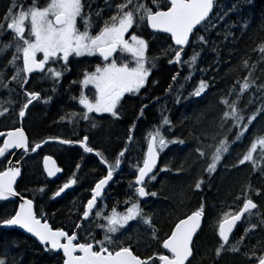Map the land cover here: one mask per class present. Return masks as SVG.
Segmentation results:
<instances>
[{
    "label": "trees",
    "instance_id": "trees-1",
    "mask_svg": "<svg viewBox=\"0 0 264 264\" xmlns=\"http://www.w3.org/2000/svg\"><path fill=\"white\" fill-rule=\"evenodd\" d=\"M83 2L84 12L90 17L91 25L98 28L111 14H115L116 5L123 0ZM16 3L26 8L32 5L33 0H16ZM164 3L165 0H160L162 9ZM11 5L12 0H0V24L6 23L3 18ZM147 5L155 10L152 3ZM211 19L214 26H209L207 32L202 30L198 33L204 35L208 43L201 46L193 39L191 46L183 53V61L189 60L194 52L198 54L193 67L183 61L180 66L170 64L169 59L174 57L171 51H165L167 36H150V30L147 29L145 37L149 41L148 60L154 66L151 67L152 76L146 88L135 97L124 100L118 118H89L79 127L73 124L70 136L62 138L76 141L87 135L88 146L93 148V152H100L108 165L115 164L117 159L121 160L119 168L114 171L113 182L98 205L99 209L104 204L106 214H110L113 207L123 212L130 206L125 204V200L137 199L134 196L135 175L138 166H142L147 140L155 129L161 128L166 140L184 141L183 144L169 143L160 153L158 169L167 170H157L156 179L148 180L145 185L147 191L156 192L157 195L149 196L148 201L139 200L144 218H150L151 224L138 219L131 222L126 230L111 234L114 242L112 246H129L142 258L166 254L162 249V240L179 219L185 218L200 206L204 208V229L194 242L195 258L192 264H243L246 259L257 262L260 256H264V175L263 179L258 175L252 177L249 167L239 165L238 155L243 154L239 148L243 144L235 145L233 151L237 130L228 135L224 118L228 108L221 103L225 99L230 102L233 99L231 96L241 90L245 80L249 82L248 88L258 100L251 105L246 116L256 114L259 119L246 137L243 147L245 151L264 135V53L259 51L260 46L264 45V0H218ZM94 66L92 60L70 58L69 70L64 71L62 77L63 86L72 85V96L77 97L81 91V86L72 82L82 80L83 72H90ZM200 81L209 85L208 88L200 97H191L190 93ZM257 87L262 91L258 92ZM178 97L179 103L176 102ZM61 102L66 107L65 96L59 93L56 115L41 113L33 117L32 125H36V134L39 136L37 142L60 136V129L67 127L66 122L70 118L81 119L76 113V100L72 101L74 116L59 113ZM144 105L147 107L144 108ZM162 117L170 121L169 127L161 126ZM220 140L227 141L228 151L223 154L215 172L209 174L207 167L211 163L214 146ZM136 146L139 152L134 151ZM52 147L46 146L38 154L22 161L23 175L17 185L18 191L24 197L34 199L47 222L54 228H62L70 234L77 232L85 238L94 236L103 239L104 231L98 225L104 221L94 222L90 218V222H83L82 211L91 198V189L106 175V167L95 156L76 146L75 142L70 146L59 147L60 150ZM198 148L205 153L203 157L197 151ZM125 149L124 157H119V153ZM47 155L55 157L64 169L62 178L50 181L46 177L42 162L43 156ZM21 158L23 156L18 159ZM3 167L6 165H0V170ZM69 177L77 180L74 190L60 200L52 198ZM200 180L204 184L198 190L195 184ZM245 199H251L257 204V210L253 213L260 215L262 226L242 227V223L238 227L240 231L232 235L225 250L217 255L221 243L218 238L219 222L225 213L236 214ZM17 208V202H1L0 220L14 214ZM80 223L81 228L75 227ZM250 227L255 232H251ZM237 241H240V246ZM232 245H236L239 251H231ZM0 258L5 259L6 264H62L63 260L61 254L46 251L35 239L17 229L6 230L2 226Z\"/></svg>",
    "mask_w": 264,
    "mask_h": 264
},
{
    "label": "snow or ice",
    "instance_id": "snow-or-ice-1",
    "mask_svg": "<svg viewBox=\"0 0 264 264\" xmlns=\"http://www.w3.org/2000/svg\"><path fill=\"white\" fill-rule=\"evenodd\" d=\"M152 5L155 10L142 0H123L116 5L115 14H111L93 33L90 17L84 12L83 0H44L43 5L33 0L32 5L26 9L18 5L16 0H12V5L3 18L6 23L0 24V34H3L6 28L14 37L17 55H13L11 63L15 68V74L12 75L9 83L15 82L25 97L18 117L23 120L33 101L41 99L39 92L24 89V85L29 83V78L33 73L41 74L42 79H51L54 83H58L64 71L69 70L70 57L93 56L102 58L103 63L96 65L94 71L83 72V79L72 83L79 84L82 89H87L91 85L94 89V98L90 99L88 95L80 91L79 96H73L72 99L82 106L84 111L81 119L85 121L89 120L90 114L107 113L117 117L124 96L139 94L142 89H145L151 75V67L154 66V64L149 65L147 57L149 42L142 38V34L138 35L136 32V29L141 26L150 30L148 33L150 36L157 33L167 34L168 43L165 51H171L174 57L169 59L170 64L182 63V53L185 52L186 47L191 46L193 39L201 46L208 43L205 36L198 35V33L202 30L207 32L209 26H214L211 14L215 7V0H165L163 9L160 0H152ZM96 15L99 16V12ZM78 21L81 22L82 28L78 26ZM244 27L246 28L247 25ZM259 51L264 53V45L260 46ZM118 53L119 57H117ZM124 54H128L131 59H125ZM197 56L198 54L194 52L189 60L183 62L193 67ZM17 60L21 62L20 67H16ZM55 66H58L60 70ZM245 66H248L247 62ZM173 80H176V76ZM208 86L204 81H200L190 96L200 97ZM249 86V82L245 80L241 91ZM44 102L48 103L49 100ZM176 102H180L179 97ZM221 103L229 109L224 113V118L235 121L234 127H240L242 118L236 111L235 103H230L227 99ZM143 107L146 108L147 105ZM0 115H4V111H0ZM141 115H143V109H141ZM255 119L256 114H253L248 123L250 124ZM161 126L169 127L170 121L162 117ZM244 131H247L246 126L241 128V134ZM0 138H4L0 140V165H6L0 170V201L19 198L18 208L14 214L0 220V226L19 228L30 234L40 245L44 246L46 251L61 253L62 264H192L195 258L193 238L201 229L204 216L203 206L185 218L179 219L166 238L162 240V249L168 254L142 258L129 246L122 244L112 246L114 242L111 235L126 230L130 222L138 221V219L143 220L145 224H151L150 218H144L139 203L140 199L157 195L156 192L146 190V178L155 180L157 170H167L157 169L160 152L169 143L183 144V140H166L161 134V128L155 129L149 136L142 166H138L135 175L134 196L137 199L125 200V204L130 206L123 212L113 207L110 214H104L100 210L93 213V209L97 207V201L104 195L105 188L113 181L114 171L119 168L121 160L117 159L115 164L108 165L106 175L95 183L91 189V198L87 200L82 211L84 220L90 222V216L94 215L104 221L98 225L104 231V237L97 239L94 236L85 238L77 232L70 234L62 228H54L47 222L45 214L34 199L25 198L17 189V181L22 176V167L20 159H17L15 164L10 159L14 155V150H20L21 155L30 150L38 153L42 150L43 144L49 143V140L33 144L22 127H15L6 132L0 131ZM53 139L61 145L78 143L86 153L94 151L88 146L89 137L87 135H83L82 139L76 141ZM258 143L264 146V138H260ZM256 147L257 143L251 145L249 152L239 161L240 164L252 158V152ZM125 151L127 149L121 151L119 157L123 158ZM197 151L201 157L205 155L199 148ZM227 151L226 140H220L219 144L214 146L211 163L207 167L209 174L215 172L217 164ZM95 155L101 158L102 164L107 163L100 152H96ZM43 170L48 177H56L63 171L51 155L43 156ZM76 183L75 178L65 182L54 192L52 198L60 197ZM203 184L204 181L200 180L195 184V188L199 190ZM39 191L42 192L43 189ZM256 207L257 205L251 199H245L242 208L236 214H224L218 225V238L221 243L217 249V255L225 250V245L229 244L230 235L236 228L237 222L241 221L250 209ZM239 243L240 241H237V244ZM231 251L237 252L239 249L236 245H232ZM0 264H6L5 259L0 258ZM258 264H264V256L258 258Z\"/></svg>",
    "mask_w": 264,
    "mask_h": 264
},
{
    "label": "rangeland",
    "instance_id": "rangeland-1",
    "mask_svg": "<svg viewBox=\"0 0 264 264\" xmlns=\"http://www.w3.org/2000/svg\"><path fill=\"white\" fill-rule=\"evenodd\" d=\"M142 2L146 3V4H149V3H152V0H142ZM37 3L40 4V5H43L44 3V0H37ZM30 6V5H29ZM29 6H27L26 8H28ZM25 8V9H26ZM92 24V23H91ZM78 26H80L82 28V24L80 21H78ZM135 28V26H134ZM97 30V27H93L91 25V31L93 33H95ZM136 32L138 35H141L142 34V38H144L145 40L146 37H145V34L147 32V29L143 26H141L139 29H136ZM8 35H9V32L7 29L3 30V34H0V78H2V76L4 74H8V72L5 70V65L6 63L8 62L9 63V67L11 68L10 70L12 72H15V68L13 67L11 61H12V58H13V55H17L15 53V44L14 42H11V40L9 41L7 38H8ZM149 40H150V37H149ZM148 41V40H147ZM149 42V41H148ZM10 54V58H8V55ZM148 54H149V49H148V52H147V57H148ZM124 57L125 59H131L130 56H128V54H124ZM97 56H93V57H81L80 59H89V60H92L94 62V64L98 63V64H102L101 61L98 62L96 60ZM119 62V60H118ZM97 64V65H98ZM150 65V64H149ZM132 66V65H130ZM16 67H19V60H17L16 62ZM8 70V69H7ZM9 70V71H10ZM152 76V69H151V75L149 76L148 80L151 78ZM147 86V85H146ZM257 90L258 92L261 91V89L259 87H257ZM85 92L91 96L89 97L90 99L91 98H94V89L92 88V86H88L87 89H85ZM262 94V93H261ZM137 94H129V96H133L135 97ZM233 99H231L230 103L231 102H234L235 103V108H236V111L238 113V115L242 118L241 119V124H240V127H234L233 125L235 124V121L233 120H226L227 121V125H226V129H227V133L228 135H230V133L232 131H235L237 130V134H236V143H234L232 145V148H233V151H234V146L235 145H238L240 143H242L243 145H241V147L239 148V151H241L243 154L242 155H238L239 157V161L241 159H243V157L249 152V150L251 149L250 148H246L245 151H243V147H244V144L246 142V139L248 138V133L251 129V127L258 121L259 117L256 116V119L253 120L250 124L248 123V120L249 118L252 116V114H248L246 116V113L248 112V110L250 109L251 105L255 103L256 99L254 96H252L251 94V91L249 90V88H247L246 90L244 91H239L237 92L236 94H233L231 96ZM126 98V97H125ZM125 98L121 101V105L119 106V110H118V116L116 118H118L121 114V110H122V106H123V102L125 100ZM2 96H1V93H0V111L1 109L3 108L2 105H3V102H2ZM82 107V106H81ZM84 110H82L83 112ZM229 111V109H228ZM79 117L82 116V113L80 114H77ZM111 116V114H90L89 118H96L98 116ZM113 117V116H112ZM82 122H86L85 120L83 119H75V117H72L70 118L69 121L66 122L67 127H62V130L64 131L65 129H70L71 126L73 124H76L77 127H79L81 125ZM64 124V125H66ZM10 126V123L8 121V117L4 116V115H0V130L1 131H5L9 128ZM112 126V125H111ZM247 127V131H244L242 132L241 134V128L243 127ZM237 128V129H236ZM78 129V128H77ZM112 130V129H111ZM107 132L109 133L110 132V128L107 130ZM113 133H114V130H113ZM161 134L163 135L162 133V130H161ZM237 135H239V139H237ZM247 137V138H246ZM260 138H264V135ZM256 139L253 143H257V147L255 149V151L252 152V158L248 161H245L243 164H240L239 162V165L241 166H246V167H249L251 169V176L254 177L256 175H258L260 178L263 179V176L264 175V146H261L259 143H258V140L260 139ZM0 140H2V138H0ZM149 142V139L147 140V143ZM146 147H147V144H146ZM53 149L55 148V146L52 147ZM52 150V149H51ZM139 147H135L134 148V151L135 152H139ZM163 150L160 152L162 153ZM26 156V153L23 154ZM222 159V158H221ZM11 160H12V156H11ZM221 161V160H220ZM70 179H73V177H69L67 181H69ZM260 195V194H258ZM97 210H100L102 211L104 214H106V207L104 206V204L102 203V205L100 206V208H96ZM95 210V212L97 211ZM94 212V213H95ZM93 218V221L94 222H100L102 221L99 217H96V216H92ZM259 218H260V215L259 214H256V213H252V214H249L246 219L244 220L243 224H242V227L243 226H246V225H252L254 227H257V226H262V224L260 223L259 221ZM131 223V222H130ZM214 224V223H213ZM216 224V222H215ZM261 230V229H260ZM250 231L251 232H255L254 231V228L253 227H250ZM115 235V234H114ZM239 238H241V236H239ZM235 244V243H234ZM238 246H240L241 244H237ZM231 248V247H230Z\"/></svg>",
    "mask_w": 264,
    "mask_h": 264
},
{
    "label": "flooded vegetation",
    "instance_id": "flooded-vegetation-1",
    "mask_svg": "<svg viewBox=\"0 0 264 264\" xmlns=\"http://www.w3.org/2000/svg\"><path fill=\"white\" fill-rule=\"evenodd\" d=\"M126 38H128V37L126 36ZM7 39L9 41L11 40V42H14V37H13V35L11 33H9ZM119 55L120 54L118 53L117 57H119ZM8 58H10V54L8 55ZM70 58H72V57H70ZM70 58H69V60H70ZM96 60L98 62L101 61V63H103L102 58H100L98 56H97ZM97 64L98 63H96L95 66ZM20 66H21V62L19 61V67ZM95 66H94V68H95ZM55 67H57V66H55ZM94 68L91 71H94ZM10 69L11 68L9 67V63L7 62L6 65H5V70L8 72V74H4L2 76V78H0V81H2V83H0V93H1V96H2V99H3L2 100V102H3L2 107L3 108L1 109V111H4V116L8 117V121L10 123L9 128L7 130H5V132L8 131V130L13 129L15 127H22V128H24V130H25L26 134L28 135L30 141L33 144H35V143H37L36 138H38L39 136H38V134H36V130H37L36 125L34 127L32 125L33 117L35 115L41 114V113H45L44 115H48V116L49 115H53V116L56 115L58 113V111H57V94L60 93V95L62 97L65 96V99H66V102H65L66 107H64L63 102H61L60 106H62V108L59 110V113L62 114V115H69V116H71L74 113L73 103H72V101H73L72 97L73 96L71 95V92H73L72 91V85L63 86V77L60 79V81L58 83H54L51 79H42L41 74H38V73L32 74L31 77L29 78V83L27 85H24V89H26L28 91L39 92L40 95H41V99L38 100V101H33V104L29 106V108H28V110L26 112V116L23 118V120H21L18 117V112H19L22 104L25 102V97L21 94V88L19 86H16L15 82L9 83V81L11 80L12 75L15 74V72H12ZM149 81H150V79L148 80V83H149ZM53 88H55V91H53ZM79 90L83 91L86 95H88L85 92V89L81 88ZM89 97H91V96H89ZM125 97L127 98V97H133V96H129V94H126L124 96V98ZM45 100H49V102L45 103L44 102ZM82 110H83L82 107L80 105H78L77 109H76V113L77 114H80V113L83 114ZM53 131H55L54 133H56V130H53ZM60 132H61L60 133L61 137L59 135H57V136H54V137L48 138V139H53V138H61L62 139L63 137H69L70 136V132H71V128L70 129H65L64 131L61 128ZM4 138H6V137H4ZM4 138H2V139H4ZM48 139H46V140H48ZM40 143H43V142H40ZM75 145L80 147V145H78V143H75ZM50 146H55L56 150H60L59 147H63V146H60V145H50ZM38 153H33L30 150L28 153H26V156H25V155H21L19 153L17 154L14 151V155H12V157L16 155L17 156L16 160H17L20 156H23V158H21L22 160H20L21 161V165H22V161L24 159H26L27 157H29L31 155H36ZM97 159L100 162L99 158H97ZM64 174H65V171H64ZM102 199L98 202V205L102 201ZM97 208H98V206H97ZM203 229H204V224H203V227L201 228L199 234L202 233ZM239 231L240 230L237 228L234 233L239 232ZM197 236H196V238H197ZM196 238H195V240H196ZM231 238H232V236H231ZM195 240H194V242H195ZM165 253L168 254L167 251H165ZM243 264H258V261L257 262H251L250 259H246V261L243 262Z\"/></svg>",
    "mask_w": 264,
    "mask_h": 264
},
{
    "label": "water",
    "instance_id": "water-1",
    "mask_svg": "<svg viewBox=\"0 0 264 264\" xmlns=\"http://www.w3.org/2000/svg\"><path fill=\"white\" fill-rule=\"evenodd\" d=\"M218 0H215V4H216V2H217ZM213 12H214V9H213ZM213 14V13H212ZM211 14V15H212ZM157 35H166L167 36V34H159V33H157ZM187 49V47L185 48V50ZM184 56H183V53H182V61H183V58ZM178 65V64H177ZM178 66H180V64L178 65ZM33 74H35V73H33ZM49 140V143H47V144H43V147H46L47 145H60V146H69V145H61V144H59L55 139H48ZM79 145V144H78ZM42 147V148H43ZM17 154L18 153H20V150H14ZM147 151V150H146ZM89 154H92L93 156H96L95 155V152H93V153H89ZM53 157V156H52ZM97 157V156H96ZM54 158V157H53ZM97 158H99V160L101 159L100 157H97ZM55 159V158H54ZM56 160V159H55ZM160 161H161V154L159 155V160H158V163H157V169H158V167H159V165H160ZM12 162H13V164H15L16 163V155L15 156H13L12 157ZM56 162H57V160H56ZM42 164H43V162H42ZM57 165L60 167V165L58 164V162H57ZM106 168L108 167V164L106 163V164H103ZM22 167V166H21ZM63 169V168H62ZM44 173H45V175H46V177L48 178V180H50V181H55V180H57V179H59V178H61L63 175H64V169H63V171L61 172V173H58L57 174V176L56 177H48L47 176V174H46V172L44 171ZM22 175H23V169H22ZM21 178H22V176L18 179V181H17V185H18V183L20 182V180H21ZM114 180V179H113ZM147 181H148V179L146 178V183H147ZM113 181H111L110 183H109V185L105 188V190H104V194L107 192V190L109 189V186L111 185V183H112ZM146 185V184H145ZM75 186H76V184L75 185H73L71 188H69V189H67L64 193H62L61 194V196L60 197H55L54 199L55 200H59V199H62L63 197H65L68 193H70L71 191H73L74 190V188H75ZM147 190V189H146ZM104 196V195H103ZM26 198V197H25ZM103 198V197H102ZM148 199H149V197H146V198H143L142 200L143 201H148ZM101 199H99L98 201H97V206H98V202L100 201ZM1 202H17V203H19V198L17 197V198H13L12 200H10V201H0V203ZM254 202V201H253ZM255 203V202H254ZM256 204V203H255ZM257 205V204H256ZM258 207V206H257ZM257 207L255 208V209H250V211H249V213H253V212H255L256 210H257ZM97 208V207H96ZM96 208H94L93 209V213L95 212V210H96ZM249 213H245V215L242 217V219H241V221H239V222H237V225H236V228L233 230V233L236 231V229L242 224V222L244 221V219H245V216L247 215V214H249ZM92 216H90V218H91ZM89 218V219H90ZM82 221L83 222H86V221H88V220H84L83 218H82ZM203 224H204V216H203V220H202V224H201V228L203 227ZM79 228H81L82 227V224L80 223L79 224ZM2 228L3 229H6V230H12V229H17L18 231H20L21 233H23L24 235H26L27 237H29V238H32V239H35L34 237H32L30 234H27V233H25L23 230H21V229H19V228H15V227H8V226H2ZM201 230V229H200ZM200 230L198 231V233H197V235L199 234V232H200ZM233 233L230 235V238H231V236L233 235ZM196 235V236H197ZM196 236L193 238V243H194V240H195V238H196ZM230 238H229V241H230ZM36 240V239H35ZM37 241V240H36ZM38 242V241H37ZM39 243V242H38ZM166 251V250H165ZM52 252H54V253H57V252H55V251H52ZM57 254H61V253H57Z\"/></svg>",
    "mask_w": 264,
    "mask_h": 264
},
{
    "label": "bare ground",
    "instance_id": "bare-ground-1",
    "mask_svg": "<svg viewBox=\"0 0 264 264\" xmlns=\"http://www.w3.org/2000/svg\"><path fill=\"white\" fill-rule=\"evenodd\" d=\"M259 85V84H258ZM262 91V90H261ZM41 136V135H40ZM43 138V137H42ZM48 146V145H47ZM46 148V147H45ZM20 154V153H19ZM17 157V156H16ZM116 196V195H115ZM60 200V199H59Z\"/></svg>",
    "mask_w": 264,
    "mask_h": 264
}]
</instances>
